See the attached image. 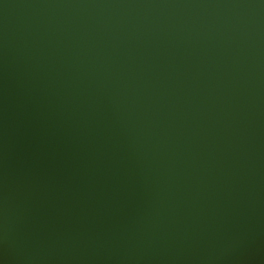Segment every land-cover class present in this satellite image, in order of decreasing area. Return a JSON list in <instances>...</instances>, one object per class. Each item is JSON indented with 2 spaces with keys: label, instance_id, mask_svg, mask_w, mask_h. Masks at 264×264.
Listing matches in <instances>:
<instances>
[{
  "label": "water",
  "instance_id": "obj_1",
  "mask_svg": "<svg viewBox=\"0 0 264 264\" xmlns=\"http://www.w3.org/2000/svg\"><path fill=\"white\" fill-rule=\"evenodd\" d=\"M0 264H264V0H0Z\"/></svg>",
  "mask_w": 264,
  "mask_h": 264
}]
</instances>
